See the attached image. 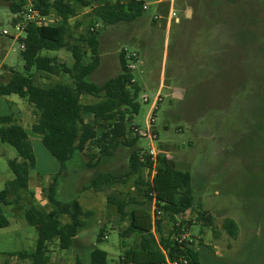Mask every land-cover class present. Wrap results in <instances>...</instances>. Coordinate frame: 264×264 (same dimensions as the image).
Returning <instances> with one entry per match:
<instances>
[{"label": "rangeland", "instance_id": "1", "mask_svg": "<svg viewBox=\"0 0 264 264\" xmlns=\"http://www.w3.org/2000/svg\"><path fill=\"white\" fill-rule=\"evenodd\" d=\"M173 8L179 23L169 22L167 3L152 7L133 23L100 24L101 63L92 82L103 85L116 78L122 71V52L126 60L127 54H135V69L130 71L141 88V109L130 125L149 133L135 149L147 153L153 147L179 170L191 173L196 206L214 218L208 229L198 223L196 213L185 216L193 225L188 235L196 245L203 240L209 247L202 264H264V0H174ZM12 18L0 0V77L9 76L5 67L24 72L20 43L3 36L4 30L14 34ZM91 20L92 8L79 6L71 20L74 28L81 23L75 33H85ZM44 55L73 65L69 51ZM35 78L42 86L67 81L43 74ZM95 101L88 98L84 103ZM12 113L29 135L36 167L18 204L15 194L10 198L13 206L0 204L9 221L8 227H0V264H32L9 254L34 252L39 230L27 224L24 211L33 205L53 210L48 194L55 180L57 200H78L94 218L72 250L62 251L57 243L50 246L51 264H77L78 258L87 262L95 246L117 264L124 250L119 234L129 222L121 220L118 207L108 199L140 200L138 176L100 193L86 187L98 173L126 174L131 150L120 148L97 168L88 167L85 154L63 168L45 149L42 137L31 131L37 121L34 110L18 96L0 98V116ZM12 160L21 161L17 150L0 139V192L14 180ZM142 175L150 179L147 171ZM227 220L238 226L236 239L224 229ZM101 230L104 238L98 244ZM127 243L132 245L134 237Z\"/></svg>", "mask_w": 264, "mask_h": 264}, {"label": "trees", "instance_id": "2", "mask_svg": "<svg viewBox=\"0 0 264 264\" xmlns=\"http://www.w3.org/2000/svg\"><path fill=\"white\" fill-rule=\"evenodd\" d=\"M1 1L8 5L13 15L29 3L28 0ZM33 5L42 14L55 15L62 22L55 27L28 28L23 40L25 50L20 52L24 72L5 67L9 76L0 77L3 79L0 98L18 96L34 110L37 121L31 131L42 137L45 149L63 168L84 154L89 157L88 167L97 168L104 158L113 157L120 148L131 150L126 174L98 173L86 187V190L100 193L138 176L140 200L132 197L117 201L108 199L109 205L118 207L121 220L129 222L119 234L124 250L117 264H167L179 259H186L188 264H202V254L209 249L203 240L198 245L189 240L179 242L193 226L185 216L196 213L198 223L208 229L213 227L214 218L196 206L190 172L179 170L164 154L158 155L153 163L148 153L135 149L141 136L132 135L130 122L141 109V88L128 69L125 54L122 52L120 56L122 71L116 78L103 85L91 79L101 63L98 26L135 22L144 13L141 4L136 0H37ZM79 6L91 7L93 20L85 33L77 35L75 31L81 23L74 28L71 20L77 17ZM62 50L71 53L72 66L44 55V52ZM36 74L66 77L67 81L42 86L36 81ZM88 98L96 101L84 103ZM0 139L15 148L21 158V161H9L14 180L0 192V204L10 207L18 204L21 193L29 189L30 173L36 167V160L29 135L14 113L0 116ZM144 171L153 178L145 180ZM56 187L55 180L48 194L53 210L33 205L24 211L27 224L39 230L34 252L12 253L10 257L29 259L32 264H51L50 246L57 243L62 251L72 250L80 232L88 227L87 221L94 218V213L86 211L78 200L69 203L57 200ZM13 194L17 197L14 204L10 201ZM65 217L69 222H63ZM8 226L9 221L0 209V227ZM224 229L232 238L238 237V226L233 220H227ZM104 233V230L99 233L98 244L103 242ZM133 237L134 243L129 245L127 240ZM88 258L87 262L78 258L77 264H114L109 254L96 246Z\"/></svg>", "mask_w": 264, "mask_h": 264}, {"label": "built area", "instance_id": "3", "mask_svg": "<svg viewBox=\"0 0 264 264\" xmlns=\"http://www.w3.org/2000/svg\"><path fill=\"white\" fill-rule=\"evenodd\" d=\"M136 2L141 4L144 12L149 11L154 6L158 8L168 3L169 22L171 21H175L176 23L180 22L173 8L174 0H136ZM157 18L160 17L158 16ZM61 22H62L61 18L55 15H44L42 14L41 10L35 8L33 4L28 3L19 13L13 15L11 28L14 31V34L8 30H4L3 36L19 42L20 43L19 51L22 52L25 50V44L23 43V40H25L27 36V30L30 26L55 27L59 25ZM135 58H136L135 54L133 53L127 54V62H128L129 70L135 69V64H134ZM144 101L147 102V99H144ZM147 134L149 133L141 132L139 129L134 128L132 126L133 136L146 137ZM147 153L151 156V161L155 163L158 154H156L154 148L152 147L151 150L148 151ZM142 162H145V159H142ZM182 240H189L190 242L194 241L188 234L184 235L182 239L179 240V242H182ZM167 264H188V261L186 259H179L174 261H168Z\"/></svg>", "mask_w": 264, "mask_h": 264}, {"label": "crops", "instance_id": "4", "mask_svg": "<svg viewBox=\"0 0 264 264\" xmlns=\"http://www.w3.org/2000/svg\"><path fill=\"white\" fill-rule=\"evenodd\" d=\"M2 99H6V98H2ZM15 105V104H14ZM47 178H49V177H47ZM79 238V236L77 237V239Z\"/></svg>", "mask_w": 264, "mask_h": 264}]
</instances>
